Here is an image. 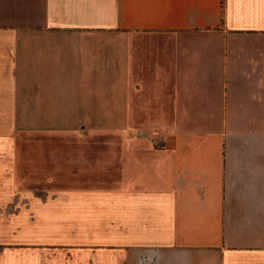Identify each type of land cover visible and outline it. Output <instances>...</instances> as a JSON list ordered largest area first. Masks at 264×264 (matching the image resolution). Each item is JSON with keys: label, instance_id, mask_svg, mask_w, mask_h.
<instances>
[{"label": "crops", "instance_id": "obj_1", "mask_svg": "<svg viewBox=\"0 0 264 264\" xmlns=\"http://www.w3.org/2000/svg\"><path fill=\"white\" fill-rule=\"evenodd\" d=\"M0 264H264V0H0Z\"/></svg>", "mask_w": 264, "mask_h": 264}]
</instances>
